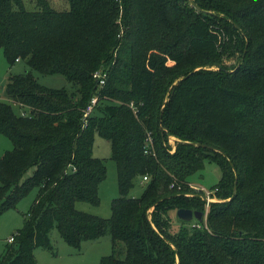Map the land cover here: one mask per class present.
<instances>
[{"label": "trees", "instance_id": "trees-1", "mask_svg": "<svg viewBox=\"0 0 264 264\" xmlns=\"http://www.w3.org/2000/svg\"><path fill=\"white\" fill-rule=\"evenodd\" d=\"M35 1L29 10L0 0V48L11 67H27L0 92V134L12 143L0 154V216L37 189L0 264H39L36 249L54 252V227L76 249L110 235L99 264H264V0H193L200 10L192 0H68L64 10ZM96 135L117 168L109 218L76 207L101 202ZM206 161L222 170L225 201L210 204L206 225L176 224L173 211L205 212L200 194H187Z\"/></svg>", "mask_w": 264, "mask_h": 264}, {"label": "rangeland", "instance_id": "rangeland-1", "mask_svg": "<svg viewBox=\"0 0 264 264\" xmlns=\"http://www.w3.org/2000/svg\"><path fill=\"white\" fill-rule=\"evenodd\" d=\"M25 6L29 10L37 9L35 0H23ZM52 8L57 10H64L68 8V0H49ZM225 66L233 68L237 65V59H223ZM198 61L208 62L205 58H198ZM169 66H173V62H169ZM203 68V67H202ZM27 69L23 61H19L14 66H10L3 54V49L0 48V87H5L8 76L11 73H24ZM205 70H217L218 67H205ZM99 72V71H97ZM97 72H95L97 74ZM101 72V71H100ZM37 77L38 81L50 88H62L70 87V83L61 74H50L44 75L37 72H33ZM96 74L94 76H96ZM0 100H7L6 96L0 94ZM12 148L11 141L4 135L0 134V154L4 151ZM93 155L95 157L104 160L107 166V177L101 183L99 189V195L101 202L99 205H92L87 202H77V209L100 216L103 218H109L112 214L111 203L112 200L119 196L118 192V179H117V168L115 162L111 159V146L110 143L100 137L95 136ZM33 172V169L29 170L26 176L29 177ZM222 177V170L217 163L206 161L204 168L194 174L191 177V184L204 187L208 191L212 190L217 186ZM217 189V188H215ZM144 190V184L138 183L131 191V196H140ZM218 190V189H217ZM37 194V189L33 190L28 196L21 200L16 208L10 209L0 216V257L7 246V240L9 237L23 227L24 217L28 212L31 204L34 202ZM217 202H223L225 200L220 199L217 196ZM172 218L176 224H178L177 212L173 211ZM50 239L52 241L54 252L50 250H40L44 253L45 259L43 264H99V260L102 256L109 255L112 252V239L110 235H106L100 238L98 241L101 244V257H94L93 249L95 246L94 241H84L81 244L80 249H76L70 246L58 232L57 228L54 227L50 233ZM123 245L122 243L119 246ZM106 246V247H105ZM105 247V249H104ZM104 249V250H103ZM47 259V260H46ZM46 260V261H45Z\"/></svg>", "mask_w": 264, "mask_h": 264}, {"label": "built area", "instance_id": "built-area-1", "mask_svg": "<svg viewBox=\"0 0 264 264\" xmlns=\"http://www.w3.org/2000/svg\"><path fill=\"white\" fill-rule=\"evenodd\" d=\"M106 76H107L106 72H97L96 77H98L100 79V85L101 86L105 84ZM0 92H1V87H0ZM97 100H98L97 97H94L92 99L91 104L88 106V108L85 111L84 117H88V115L92 112L95 104L97 103ZM168 141H169V144L171 146V149L169 150V152L174 153L176 150V138L171 136V137H169ZM148 143H151L150 139H148ZM146 153H149V151L146 150ZM147 180H148V176H144L143 181L145 182ZM190 189L192 191H190L187 194V196H193L194 194L199 193L201 198L205 202V212L203 214L202 222H204V225H206L210 204L218 201L217 196H216L217 189H212V190L208 191L204 187L193 185L191 183H190ZM191 222H192V224H191L192 226L201 227V224L197 222V219H193ZM14 239H15V237L11 236L8 238L7 242L13 243Z\"/></svg>", "mask_w": 264, "mask_h": 264}, {"label": "water", "instance_id": "water-1", "mask_svg": "<svg viewBox=\"0 0 264 264\" xmlns=\"http://www.w3.org/2000/svg\"><path fill=\"white\" fill-rule=\"evenodd\" d=\"M192 5L197 10H200L198 5L193 0H192ZM194 145L198 146V147L208 148V149H212V150L221 152L219 149H217L211 145H207V144H203V143H195ZM177 217L181 220H184V221H192L193 219H197V220L201 221L203 218V213L200 211H193L190 209H183L182 208V209L177 210Z\"/></svg>", "mask_w": 264, "mask_h": 264}, {"label": "crops", "instance_id": "crops-1", "mask_svg": "<svg viewBox=\"0 0 264 264\" xmlns=\"http://www.w3.org/2000/svg\"><path fill=\"white\" fill-rule=\"evenodd\" d=\"M99 240V239H98ZM98 240H94V242L96 243L95 244V246H97V247H94V249H93V255H94V257H101V254H99L102 250H101V244H102V242L101 243H99L100 241H98ZM8 243V242H7ZM112 244V243H111ZM106 247V246H105ZM105 247H104V249H105ZM112 247V246H111ZM103 249V250H104ZM40 250H43L42 248H38V249H36L35 250V257H36V260H37V262L39 263V264H43V261H44V259H45V255H44V253L42 252V251H40ZM44 250H46V249H44ZM103 257V256H102ZM101 257V258H102ZM100 258V259H101ZM47 260V259H46ZM45 260V261H46ZM99 262H100V260H99Z\"/></svg>", "mask_w": 264, "mask_h": 264}]
</instances>
